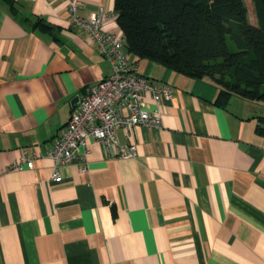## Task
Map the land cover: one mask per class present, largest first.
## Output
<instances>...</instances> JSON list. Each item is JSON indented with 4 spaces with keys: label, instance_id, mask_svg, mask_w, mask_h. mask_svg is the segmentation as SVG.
I'll return each mask as SVG.
<instances>
[{
    "label": "crops",
    "instance_id": "crops-1",
    "mask_svg": "<svg viewBox=\"0 0 264 264\" xmlns=\"http://www.w3.org/2000/svg\"><path fill=\"white\" fill-rule=\"evenodd\" d=\"M10 1L0 0V264H264L261 104L222 106L211 80L132 55L175 88L162 125L132 130L131 158L90 138L87 158L56 181L46 153L111 65L72 28L66 0ZM78 1L80 15L103 10L102 27L121 30L115 0ZM32 150V167L10 168Z\"/></svg>",
    "mask_w": 264,
    "mask_h": 264
},
{
    "label": "trees",
    "instance_id": "trees-1",
    "mask_svg": "<svg viewBox=\"0 0 264 264\" xmlns=\"http://www.w3.org/2000/svg\"><path fill=\"white\" fill-rule=\"evenodd\" d=\"M258 1L257 25L246 0H115V11L132 55L211 80L222 106L240 96L264 108V0ZM258 119L264 123V114Z\"/></svg>",
    "mask_w": 264,
    "mask_h": 264
},
{
    "label": "built area",
    "instance_id": "built-area-1",
    "mask_svg": "<svg viewBox=\"0 0 264 264\" xmlns=\"http://www.w3.org/2000/svg\"><path fill=\"white\" fill-rule=\"evenodd\" d=\"M66 2L70 25L87 31L109 61L111 72L90 85L47 151L46 155L54 162L52 178L56 181L63 179V166L78 158H87L90 138L100 142L109 156L136 157L137 143L131 140L132 130L138 125L160 127L162 106L175 92L170 83L137 70L132 54L126 49L125 33L102 27L106 17L103 10L84 17L78 11V0ZM147 95L151 101L146 99ZM120 129L127 132V142L120 139ZM81 147L84 150L80 153ZM40 155L36 150L25 151L10 164V168L23 170L26 166L32 167L34 159ZM80 170L86 171L87 166Z\"/></svg>",
    "mask_w": 264,
    "mask_h": 264
},
{
    "label": "rangeland",
    "instance_id": "rangeland-1",
    "mask_svg": "<svg viewBox=\"0 0 264 264\" xmlns=\"http://www.w3.org/2000/svg\"><path fill=\"white\" fill-rule=\"evenodd\" d=\"M246 6L248 9V15L251 23L254 25L258 24V12H259V1L258 0H246Z\"/></svg>",
    "mask_w": 264,
    "mask_h": 264
},
{
    "label": "water",
    "instance_id": "water-1",
    "mask_svg": "<svg viewBox=\"0 0 264 264\" xmlns=\"http://www.w3.org/2000/svg\"><path fill=\"white\" fill-rule=\"evenodd\" d=\"M75 100H77V101H78V100H79V97L77 96V97L75 98Z\"/></svg>",
    "mask_w": 264,
    "mask_h": 264
}]
</instances>
